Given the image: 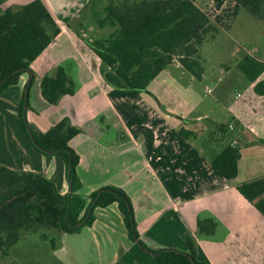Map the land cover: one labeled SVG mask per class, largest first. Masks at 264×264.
<instances>
[{"label": "crops", "instance_id": "0c3cea01", "mask_svg": "<svg viewBox=\"0 0 264 264\" xmlns=\"http://www.w3.org/2000/svg\"><path fill=\"white\" fill-rule=\"evenodd\" d=\"M30 1L0 0V13ZM42 2L59 32L30 65L34 81L26 120L44 132L67 117L80 129L68 142L79 155V194L87 199L92 190L103 185L123 188L130 196L140 238L151 248L185 250L184 237L190 234L195 238L197 259L206 264H264V216L236 188L242 182L264 177V93L255 90L258 82L264 83V70L249 82L237 68L238 59L235 63L221 62L223 75L216 76L215 88H211L215 92L212 102L218 109L208 105L200 112L196 110L202 101L195 94V78L190 75L191 85L183 86L165 68L154 79H167L160 91L168 92L173 107L180 106L172 110L154 93L158 85H147L137 93L115 89L104 81L100 60L85 41L91 39L87 31L94 30L86 20L93 10L92 0ZM100 5L96 2L94 8ZM59 65L74 81L75 92L51 104L42 97L40 82ZM170 66L183 70L175 61ZM28 79L29 74L22 73L0 95L5 139L0 145V164L41 174L64 194L69 186L63 160L34 147L18 114ZM191 89L194 96L188 95ZM223 113L229 119L218 124ZM207 118L213 125L206 136L201 120ZM220 124L232 132L231 143H236L240 152L238 173L231 180L211 165L229 142L217 132ZM180 130L191 134L183 136ZM94 216L93 223L79 233L55 235L54 248L50 249L56 264H114L130 247L115 203L96 208ZM204 218H212L217 224L211 235L197 232V220Z\"/></svg>", "mask_w": 264, "mask_h": 264}, {"label": "trees", "instance_id": "16d2710c", "mask_svg": "<svg viewBox=\"0 0 264 264\" xmlns=\"http://www.w3.org/2000/svg\"><path fill=\"white\" fill-rule=\"evenodd\" d=\"M225 1L233 8L210 18L193 0H92L95 27L108 28L106 36L85 38L89 48L100 60L99 70L104 81L115 89L142 92L175 58L195 79L203 76L199 48L207 38H214L221 28H228L240 7L264 20V0H213L217 9ZM96 2L101 5L94 8ZM227 12V13H226ZM59 27L42 0L5 8L0 13V95L27 72L18 114L29 140L43 154L59 156L66 169L69 186L60 193L56 185L41 174L13 170L0 164V255L7 256L20 231L41 227L57 233H79L94 221V210L115 203L124 222L130 247L119 254L114 264H206L197 259L195 238L186 234L185 250L174 247L151 248L140 238L130 196L118 186L103 185L88 194H79L82 186L77 166L79 155L68 144L80 132L67 117L44 132L26 120L29 91L34 81L31 63L58 34ZM244 78L253 82L264 70V62L242 54L237 63ZM264 83L255 90L264 93ZM42 97L56 104L65 94L75 92V83L65 68L43 75ZM217 132L229 139L211 161L213 169L227 180L238 173L239 148L231 143L232 132L224 124ZM188 136L191 131L180 130ZM237 190L264 216V177L242 182ZM212 218L197 220V232L211 235L216 228ZM44 237V235H42ZM54 248V239H49Z\"/></svg>", "mask_w": 264, "mask_h": 264}, {"label": "rangeland", "instance_id": "374dc122", "mask_svg": "<svg viewBox=\"0 0 264 264\" xmlns=\"http://www.w3.org/2000/svg\"><path fill=\"white\" fill-rule=\"evenodd\" d=\"M193 1L200 8L206 11L211 19H213L215 15L219 13L221 14L222 10L229 11V9L231 10L233 8V4L229 1H225L222 7L219 9L215 7V3L213 2V0ZM86 20L88 23H92L90 25H93L94 29L91 31H87L90 38L94 36H106L108 34V28L99 29L95 27L92 15H90ZM199 51L202 59L203 72H205L206 78L204 77L200 80H192L197 87V92L195 94L202 101L200 106L196 110L200 112L202 110H206L208 108V105H210L209 108L217 110L218 107L216 106V102H212L215 96V92H208L206 90V87H209L210 89L215 88V78L216 76L223 75L220 74V64L225 60H230L231 62L235 63L236 59L239 60L241 55L244 53L249 54L256 59L264 60V20L252 16L244 8L240 7L230 26L228 28H221L214 36V38L205 39L201 44ZM174 61L178 62L177 58H175ZM168 68L175 77L177 84L183 86L191 85L188 80L191 75L190 73H188L184 69H175L174 66H169L166 69ZM178 71H182L181 74ZM165 80L167 81V79L162 76L158 79H153L148 85L159 86L157 88H154V90H156V92L154 93L159 97V100L166 107L169 105L172 106L175 103L168 92L160 91L161 86H166V84H164ZM235 87H237V85H235ZM151 89L153 88L151 87ZM188 95L194 96L192 89L190 93H188ZM182 101L183 99L180 100V102ZM211 102L212 105L210 104ZM185 105L190 106L191 103L185 102ZM178 106V104L174 107L172 106V110H178V108H180V106ZM7 116L11 117L10 114ZM228 119V115L226 113H223V115L217 120V123L219 124L221 121ZM201 124L206 128L207 136L210 132L209 128H211L213 124H210L209 118L202 119ZM2 128H4V126L0 122V145L5 141L4 129ZM56 234L57 232L55 229L44 227L32 231L25 229L21 230L18 242L8 249L7 256L0 255V264H56V262H54L51 257V249L49 244V239H54ZM42 235H44V237H42Z\"/></svg>", "mask_w": 264, "mask_h": 264}, {"label": "built area", "instance_id": "2783aa9c", "mask_svg": "<svg viewBox=\"0 0 264 264\" xmlns=\"http://www.w3.org/2000/svg\"><path fill=\"white\" fill-rule=\"evenodd\" d=\"M207 91H208V92H210V91H211V89H210V88H207ZM230 127H231V126H230Z\"/></svg>", "mask_w": 264, "mask_h": 264}]
</instances>
